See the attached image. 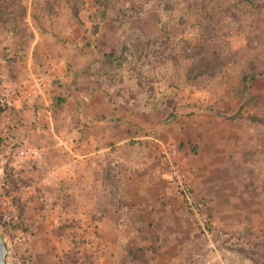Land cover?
<instances>
[{
	"label": "rangeland",
	"instance_id": "374dc122",
	"mask_svg": "<svg viewBox=\"0 0 264 264\" xmlns=\"http://www.w3.org/2000/svg\"><path fill=\"white\" fill-rule=\"evenodd\" d=\"M237 1L112 0L103 19L100 0H18L16 27L0 14L3 80L44 82L29 115H0V136L27 125L40 149L3 170L5 264H264V12ZM203 6L216 57L200 54ZM166 143L208 198L211 238L173 195Z\"/></svg>",
	"mask_w": 264,
	"mask_h": 264
},
{
	"label": "built area",
	"instance_id": "2783aa9c",
	"mask_svg": "<svg viewBox=\"0 0 264 264\" xmlns=\"http://www.w3.org/2000/svg\"><path fill=\"white\" fill-rule=\"evenodd\" d=\"M43 87L44 82L40 76L30 75L24 82L6 83L0 74V115L8 116L22 110ZM39 152L40 149L31 145L25 137L18 135L13 126L5 128L0 136V232H8L17 218L15 206L5 190V164L16 159H33ZM159 158L173 195L181 201L198 226L200 235L213 237L214 224L209 214L208 198L196 193L192 184V169L186 164L179 147L172 143L161 145Z\"/></svg>",
	"mask_w": 264,
	"mask_h": 264
},
{
	"label": "trees",
	"instance_id": "16d2710c",
	"mask_svg": "<svg viewBox=\"0 0 264 264\" xmlns=\"http://www.w3.org/2000/svg\"><path fill=\"white\" fill-rule=\"evenodd\" d=\"M239 3V6H241L242 4H244L245 6H248L250 8H254L257 9L259 12L263 11L264 12V0H238L237 1ZM112 0H100V5H101V15L102 18L105 19L107 16V12L111 6ZM241 3V5H240ZM236 4V3H235ZM18 4V0H0V14L2 15H6L7 19L4 22L9 23H13L15 24L14 27L17 26V22L18 20H20L22 18V16L24 14H26L27 12V7L25 5H19ZM16 6V8H15ZM238 6V7H239ZM211 6H207V7H201L200 11H203L204 14L202 15V19L203 17L206 19L204 21V24H202V27L205 29L206 33H207V39L205 40L204 43V47L200 50V54H202V56H206L207 52L214 55L216 57L215 51L211 50L210 45L212 42H217V38L216 36L219 34L220 28L215 29V27H212V25L210 24L213 23V20L215 19L214 16V12H211L212 14H210L208 11V9H211ZM215 11V9H213ZM2 17H0V21H2L1 19ZM201 20V19H200ZM212 20V21H211ZM211 25L210 27H208V25ZM213 30H216V33H214ZM215 34V35H214ZM221 36V35H220ZM111 60H113L114 62H121V57L120 56H115L113 54H108L107 55ZM256 75H254V72H250L245 74L244 76V81H245V89H247V81L250 78H255ZM235 116V115H234Z\"/></svg>",
	"mask_w": 264,
	"mask_h": 264
},
{
	"label": "crops",
	"instance_id": "0c3cea01",
	"mask_svg": "<svg viewBox=\"0 0 264 264\" xmlns=\"http://www.w3.org/2000/svg\"><path fill=\"white\" fill-rule=\"evenodd\" d=\"M36 102H37V101H36ZM40 104L47 105V103H42V102H39V105H40ZM37 105H38V103H37ZM30 111H31L30 109H26V110L24 109V111H19L18 114L21 115V116H23V115L27 116V115L30 114ZM12 116H14V115L12 114ZM12 116H11V117H12ZM11 126H13L14 128L16 127V131L19 132V133L22 132V131H23V132H29L28 130H31V128L28 127L27 125H22V126L19 125V126H18L15 122H13ZM23 132H22V133H23ZM104 140H105V139H104ZM99 142L101 143V140H100ZM108 148H109L108 146H104V148H99V149H98V153H99V154H101V153H105V152L108 150ZM89 156L93 157V155H89ZM101 156H102V157H101ZM91 157H90V158H91ZM96 157H98V158H100V160L102 159V161H104V159L106 158V155H105V154H104V155L101 154V155H96ZM195 183H196V186H197V187L201 188V186H200V184L197 182V180L195 181ZM125 184H126V183H125ZM126 185H127V184H126ZM73 189L75 190V187H73Z\"/></svg>",
	"mask_w": 264,
	"mask_h": 264
},
{
	"label": "water",
	"instance_id": "95a60500",
	"mask_svg": "<svg viewBox=\"0 0 264 264\" xmlns=\"http://www.w3.org/2000/svg\"><path fill=\"white\" fill-rule=\"evenodd\" d=\"M8 254V246L4 237L0 233V264H5Z\"/></svg>",
	"mask_w": 264,
	"mask_h": 264
}]
</instances>
